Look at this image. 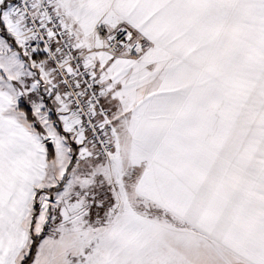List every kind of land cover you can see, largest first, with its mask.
Here are the masks:
<instances>
[{
  "label": "snow or ice",
  "instance_id": "obj_1",
  "mask_svg": "<svg viewBox=\"0 0 264 264\" xmlns=\"http://www.w3.org/2000/svg\"><path fill=\"white\" fill-rule=\"evenodd\" d=\"M0 264H264V0H0Z\"/></svg>",
  "mask_w": 264,
  "mask_h": 264
}]
</instances>
